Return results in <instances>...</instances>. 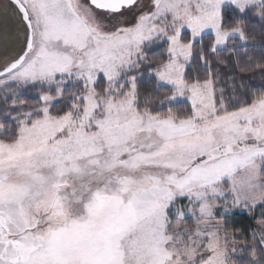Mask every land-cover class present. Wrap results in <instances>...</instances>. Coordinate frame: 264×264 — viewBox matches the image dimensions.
<instances>
[{"label": "snow or ice", "instance_id": "6c2138e0", "mask_svg": "<svg viewBox=\"0 0 264 264\" xmlns=\"http://www.w3.org/2000/svg\"><path fill=\"white\" fill-rule=\"evenodd\" d=\"M0 264H264V0H0Z\"/></svg>", "mask_w": 264, "mask_h": 264}]
</instances>
